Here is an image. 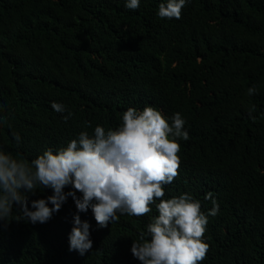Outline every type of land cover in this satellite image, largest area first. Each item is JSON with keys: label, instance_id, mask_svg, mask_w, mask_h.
<instances>
[{"label": "trees", "instance_id": "16d2710c", "mask_svg": "<svg viewBox=\"0 0 264 264\" xmlns=\"http://www.w3.org/2000/svg\"><path fill=\"white\" fill-rule=\"evenodd\" d=\"M161 2L132 10L124 0H0V147L27 163L97 124L114 129L129 107L179 112L188 139L162 199L189 193L202 212L212 198L219 206L198 264H264V0H188L179 19L158 17ZM151 208L117 213L102 229L80 213L93 241L84 256L68 251L70 197L43 224L13 209L0 221V264H139L129 249Z\"/></svg>", "mask_w": 264, "mask_h": 264}, {"label": "clouds", "instance_id": "9594fccd", "mask_svg": "<svg viewBox=\"0 0 264 264\" xmlns=\"http://www.w3.org/2000/svg\"><path fill=\"white\" fill-rule=\"evenodd\" d=\"M187 2L162 0L157 16L179 19ZM139 4L140 0H124L126 9L135 10ZM255 91L249 87L246 95ZM50 106L65 112L61 103ZM71 115L69 111L62 118ZM6 119L0 115V123ZM120 120L114 129L97 124L91 134L80 131L66 146L46 148L27 163L0 147V221L7 222L15 209L18 220L46 223L70 197L76 211L67 234L68 251L84 256L93 241L91 225L80 213L90 210L96 227L102 229L118 220L117 213L139 217L154 205L157 214L132 240L131 256L139 264H198L208 249L202 239L208 217L219 210L215 198L211 193L205 196L212 198L207 213L189 193L162 199L163 186L177 175L179 141L188 139L185 120L179 112L163 116L151 106L129 107ZM12 136L19 144L20 135ZM40 189H50L51 195L30 200L29 195Z\"/></svg>", "mask_w": 264, "mask_h": 264}]
</instances>
